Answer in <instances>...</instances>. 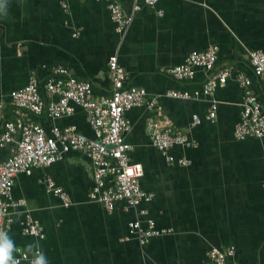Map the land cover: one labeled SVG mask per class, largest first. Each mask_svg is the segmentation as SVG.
<instances>
[{
  "label": "crops",
  "instance_id": "crops-1",
  "mask_svg": "<svg viewBox=\"0 0 264 264\" xmlns=\"http://www.w3.org/2000/svg\"><path fill=\"white\" fill-rule=\"evenodd\" d=\"M135 2L141 7L121 38L104 0H6L0 12V132L6 122L21 120L42 125L48 134L53 127L72 125L93 138L81 107L60 118L47 112L17 116L10 92L34 75L43 93L52 70L62 67L89 81L94 97L108 96L107 60L114 52L126 71L125 85L143 87L160 101L152 111L134 107L124 114L131 123L124 134L132 146L128 156L142 166L140 186L152 195L150 201L125 209L120 200L108 212L88 197L91 161L84 152L70 150L61 160L34 167L30 175L14 177L12 197L26 205L11 211L6 234L29 258L39 248L48 264H211L207 251L228 246L235 248L234 264H264V135H233L243 105L238 73L250 78L251 91L264 104V84L247 57L250 50L264 52V0H158L154 7L143 0H120L125 13ZM209 45L217 47L215 69L231 68L212 96L214 122L205 118L208 98L165 95L201 87L208 76L204 69L196 68L191 80L175 79L165 69ZM194 114L200 118L195 125ZM149 116L168 120L192 142L170 150L189 164L167 163L152 145ZM14 148H0V160ZM47 178L68 194V206L46 190ZM140 209L147 214L140 215ZM25 213L39 221L43 238L23 233ZM137 218H151L171 232L141 245L128 232V222Z\"/></svg>",
  "mask_w": 264,
  "mask_h": 264
},
{
  "label": "built area",
  "instance_id": "built-area-1",
  "mask_svg": "<svg viewBox=\"0 0 264 264\" xmlns=\"http://www.w3.org/2000/svg\"><path fill=\"white\" fill-rule=\"evenodd\" d=\"M99 1V0H96ZM114 23L115 31L123 38L140 5L135 2L129 13H125L120 0H104ZM158 0H143L147 7H154ZM159 12V11H158ZM161 13V12H159ZM250 66L264 84V52L250 50L247 52ZM217 62V47L209 45L205 50L188 54L183 62L166 68L165 71L178 80H191L195 69L202 68L208 76L200 88L193 91L169 90L166 96L176 99H192L204 96L209 99L205 118L214 122L217 115V103L212 99L215 88L224 84L231 75L230 67L215 69ZM108 76L111 82V92L105 97H94L91 83L77 79L62 67L54 68L51 75L42 85L38 78L31 75L26 84L10 92L11 104L17 116L23 112L40 115L44 112L51 118H60L73 113L75 106L81 107L86 120L93 131V138L78 132L75 126L62 128L53 127L48 134L42 125L28 121H8L0 132V148L15 144L14 151L0 160V231L7 233L13 221L12 210L25 206L24 199H14L12 188L14 177L23 173L30 175L36 166H47L64 158L70 150H80L92 163V186L88 193L91 201L101 203L110 212L117 201H125V209L148 202L152 195L140 186L139 178L143 169L140 163L131 162L128 156L132 149L124 134L131 129L125 112L134 107H146L149 111L159 106V97L150 96L145 88L125 85L127 74L119 63L114 52L107 60ZM236 79L243 90V105L239 121L235 124L233 135L236 139L248 136L262 137L264 135V104L251 91V80L244 73L237 74ZM200 123L198 115L192 117V124ZM146 129L152 145L165 158L167 163L189 164L184 157L176 158L170 150L175 146L192 145L188 138L175 129L168 120L149 116ZM111 177V183L107 178ZM46 190L62 200L64 206L70 204L68 194L53 180L46 179ZM139 214L145 216L147 211L140 209ZM24 234L43 238V228L38 220L25 213L21 222ZM128 232L139 244L144 245L152 237L171 232L170 228L156 227L155 221L146 218L144 222L137 218L128 222ZM125 239V238H124ZM235 248L224 249L211 247L207 251L211 264H234ZM14 259H33L19 247H14ZM25 256L27 258H25Z\"/></svg>",
  "mask_w": 264,
  "mask_h": 264
},
{
  "label": "clouds",
  "instance_id": "clouds-1",
  "mask_svg": "<svg viewBox=\"0 0 264 264\" xmlns=\"http://www.w3.org/2000/svg\"><path fill=\"white\" fill-rule=\"evenodd\" d=\"M6 0L0 2V12L5 11ZM14 250V244L12 240L7 236L5 232L0 231V264H20L19 260H16L12 256ZM29 251H33V246L29 245ZM35 258L32 264H48V261L44 253L39 248L34 251ZM25 258H27L25 256Z\"/></svg>",
  "mask_w": 264,
  "mask_h": 264
}]
</instances>
